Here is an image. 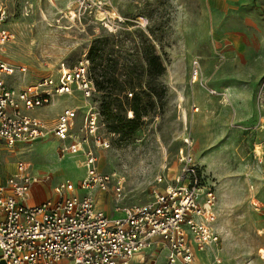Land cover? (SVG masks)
<instances>
[{"label": "rangeland", "instance_id": "obj_1", "mask_svg": "<svg viewBox=\"0 0 264 264\" xmlns=\"http://www.w3.org/2000/svg\"><path fill=\"white\" fill-rule=\"evenodd\" d=\"M8 28L14 38L0 47V57L26 70L6 79L22 88L43 76L57 77L88 54L93 41L108 36L114 55L145 61L139 46L153 43L166 69L157 77L162 100L148 101V114L135 131L103 127L110 146L97 147L99 168L123 181L121 202L150 199L159 175L169 182L179 171L185 139L197 165L217 192V245L203 251L198 263L264 264V0H8ZM131 60H128L130 62ZM200 70L195 78L194 63ZM138 87L135 91H138ZM134 91V90H133ZM93 102L100 108L101 93ZM86 101L82 94L56 95L33 115L53 125L65 107H76L78 131ZM129 117L128 104L118 106ZM52 126H50L51 128ZM67 139L66 142H70ZM52 134L14 150L1 144L0 181L29 163L33 175H51L76 185L86 175L84 155L62 152ZM166 182L162 183L165 185ZM81 193V191H79ZM99 206L111 214V187L96 192ZM260 199V207L254 204ZM262 202V203H261ZM113 215H116L113 213ZM160 261L167 248L158 245ZM202 253V252H201Z\"/></svg>", "mask_w": 264, "mask_h": 264}, {"label": "built area", "instance_id": "obj_2", "mask_svg": "<svg viewBox=\"0 0 264 264\" xmlns=\"http://www.w3.org/2000/svg\"><path fill=\"white\" fill-rule=\"evenodd\" d=\"M6 1L0 0V23L8 15ZM14 36L2 28L1 49ZM18 70L26 67L0 57V148L6 144L14 150L18 143H32L50 133L62 141V152L84 155L86 175L78 185L61 180L53 186V196L29 203L33 184H46L52 176L33 175L27 161L16 163L15 171L0 181V255L6 264H149L146 255L158 254V245L167 248L160 264H194L197 251L219 243L217 192L190 151L192 141L186 138V147L180 149L179 171L169 182L159 175L149 200L121 202V177L99 168L96 148L110 146V140L103 132L100 108L93 102L97 89L87 54L72 67H63L57 77L46 75L22 88L6 79ZM199 70L195 61V78ZM75 92L86 101L77 132L76 107L62 109L51 128L29 112L50 104L58 94ZM111 187L116 201L110 214L99 206L96 192L106 193ZM255 201L259 208L260 199ZM214 264L227 263L216 255Z\"/></svg>", "mask_w": 264, "mask_h": 264}, {"label": "trees", "instance_id": "obj_3", "mask_svg": "<svg viewBox=\"0 0 264 264\" xmlns=\"http://www.w3.org/2000/svg\"><path fill=\"white\" fill-rule=\"evenodd\" d=\"M111 43L107 35L99 36L87 54L90 75L97 91L101 93L100 112L110 131H135L149 113L148 101L154 104L163 98L164 92L159 90L155 82L164 73L166 65L155 45L144 38L139 50L145 65L138 73L137 63L128 57H122L125 60L121 61L120 57L114 55ZM136 87L138 91H135ZM125 101L132 116L127 117L116 106H123Z\"/></svg>", "mask_w": 264, "mask_h": 264}, {"label": "crops", "instance_id": "obj_4", "mask_svg": "<svg viewBox=\"0 0 264 264\" xmlns=\"http://www.w3.org/2000/svg\"><path fill=\"white\" fill-rule=\"evenodd\" d=\"M62 111V110H61ZM60 111V112H61ZM59 112V113H60ZM58 113V114H59ZM58 116V115H57ZM56 116V118H57ZM42 118V117H41ZM55 118V119H56ZM45 120V119H44ZM47 121V120H46ZM52 126V125H50ZM0 153H1V148H0ZM16 164H14L15 166ZM8 177V176H7ZM6 177V178H7ZM5 178V179H6ZM4 179V180H5ZM52 196V193L49 191L47 185L45 183H34L33 186H32V193L31 195L29 196L28 198V201L29 203H38V202H41L43 201L44 199L48 198ZM202 252V253H201ZM204 254L203 251H197V255H196V260H195V263L194 264H210V263H198V261L200 260V256ZM0 259H1V255H0ZM146 260H147V263H156V264H160V263H163L161 262L160 260V257H158V254H155L154 252H150L146 255ZM211 264H214V263H211ZM228 264V263H227Z\"/></svg>", "mask_w": 264, "mask_h": 264}, {"label": "water", "instance_id": "obj_5", "mask_svg": "<svg viewBox=\"0 0 264 264\" xmlns=\"http://www.w3.org/2000/svg\"><path fill=\"white\" fill-rule=\"evenodd\" d=\"M0 264H6L4 259H0Z\"/></svg>", "mask_w": 264, "mask_h": 264}, {"label": "bare ground", "instance_id": "obj_6", "mask_svg": "<svg viewBox=\"0 0 264 264\" xmlns=\"http://www.w3.org/2000/svg\"><path fill=\"white\" fill-rule=\"evenodd\" d=\"M261 252H262V253H263V255H264V249H262V250H261ZM262 257H263V256H262ZM263 258H264V257H263Z\"/></svg>", "mask_w": 264, "mask_h": 264}]
</instances>
